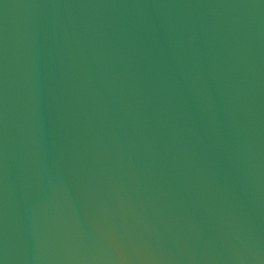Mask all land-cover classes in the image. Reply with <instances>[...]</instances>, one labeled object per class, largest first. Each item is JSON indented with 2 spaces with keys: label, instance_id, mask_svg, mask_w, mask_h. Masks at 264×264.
Listing matches in <instances>:
<instances>
[{
  "label": "water",
  "instance_id": "water-1",
  "mask_svg": "<svg viewBox=\"0 0 264 264\" xmlns=\"http://www.w3.org/2000/svg\"><path fill=\"white\" fill-rule=\"evenodd\" d=\"M0 264H264V0H0Z\"/></svg>",
  "mask_w": 264,
  "mask_h": 264
}]
</instances>
